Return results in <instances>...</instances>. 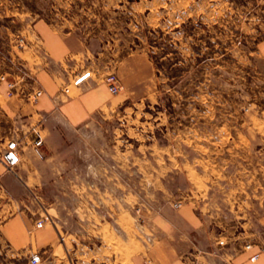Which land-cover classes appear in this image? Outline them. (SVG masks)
Masks as SVG:
<instances>
[{"label":"rangeland","instance_id":"rangeland-1","mask_svg":"<svg viewBox=\"0 0 264 264\" xmlns=\"http://www.w3.org/2000/svg\"><path fill=\"white\" fill-rule=\"evenodd\" d=\"M59 17L76 23L95 55L105 52L113 66L108 73L117 75L114 65L125 55L142 54L151 64L124 76L127 84L117 94L106 88L110 111L79 131L53 135L49 148L37 144L42 158L63 160L57 180L41 190L13 181L0 190V264H32V255L39 256L35 264H135L141 247L133 226L155 203L173 201L178 208L173 204L190 199L191 186L204 193V203L223 204V217L239 222L236 233L244 245L262 243L264 0H0V64H15L23 80L36 79L41 46L29 34L38 20L59 24ZM7 78L0 68V82L7 81L9 91L8 83L16 80ZM0 127L4 149L11 140L17 145L15 176L24 150L1 111ZM168 140L177 144L171 156L189 161L188 176L187 169H162L168 160L153 163V156L164 153L152 144ZM120 153L127 162L122 169ZM109 175L115 177V197L124 192L119 194L118 179L126 187L129 212L119 221L126 243L116 237L114 214L103 210V196L93 201L90 187L96 182L102 190ZM15 215L30 222L31 234L49 227L54 242H10L1 226ZM38 219H45L41 226Z\"/></svg>","mask_w":264,"mask_h":264},{"label":"crops","instance_id":"crops-1","mask_svg":"<svg viewBox=\"0 0 264 264\" xmlns=\"http://www.w3.org/2000/svg\"><path fill=\"white\" fill-rule=\"evenodd\" d=\"M81 32L76 23L68 18L59 17V24L47 23L43 19L34 24L29 35L36 37V42L41 46L42 62L37 78L33 81L18 77L14 72L15 64H0L7 79L17 81V86L10 95L7 81L0 82V111L11 125L12 131L18 134L16 139L19 140L20 149L24 150L14 176L13 171L8 170L1 159L5 145L4 142L0 143V190L7 191L11 181L23 184L29 191L37 186L41 190L49 184L48 181L57 180L64 171L63 160L56 161L55 164L53 157L42 158L37 152L36 140L40 139L43 146L49 148L53 135L66 130L79 131L93 121L95 116L110 111L113 99L107 94L104 79L113 66L106 63L105 52H102L103 57L98 51L95 55V49L89 43L87 35ZM149 64L151 61L142 54L122 57L114 65L122 87L127 84L124 76L140 72L143 67L150 68ZM37 87L43 90V94L33 103L27 96ZM68 88L73 91L72 94ZM176 147L177 144L171 140L163 146L153 143L152 149L164 153L153 156V163L168 160V167L162 169H169L174 174L180 168L187 169L190 163L186 158L181 160L171 156ZM116 159L121 169L127 166L123 153L118 154ZM137 163L142 166L143 160L139 159ZM152 169L154 174L153 166ZM157 173L160 179L162 175L158 169ZM189 174L187 169L186 175ZM112 178L115 177L106 176L108 184L102 190L97 187L96 182L90 188L94 203L97 196H103V210L114 214V226L119 230L118 234L115 232L116 237L126 243L127 232L119 223L122 217L127 218L129 212L125 203L126 187L122 185V179H118L119 194L122 189L125 192L118 199L113 194L115 187L112 186ZM217 181L214 180L215 183ZM161 186L163 187L162 184ZM189 189L191 198L181 202L178 208L172 207L173 201L163 205L155 203L156 206L142 223L133 226L132 232L141 247V251L133 259L135 264H264V240L262 243L244 245L245 240L236 233L239 222L223 217V204H215L211 199L204 203L202 191L193 186ZM94 211L96 212L95 209ZM106 222L112 227L109 221ZM1 227L8 240L19 246L37 244L43 247L54 242V235L49 227L31 234L28 232L30 222L20 215L9 218ZM255 253L259 254L256 259L252 257Z\"/></svg>","mask_w":264,"mask_h":264},{"label":"built area","instance_id":"built-area-1","mask_svg":"<svg viewBox=\"0 0 264 264\" xmlns=\"http://www.w3.org/2000/svg\"><path fill=\"white\" fill-rule=\"evenodd\" d=\"M19 46H22V43H23V39L21 38L19 40ZM104 83L106 85V88H107V91L110 93V94H117L122 86L120 84V81L117 77V75L113 72H110L108 73L106 76H105V79H104ZM15 87H16V83L15 82H9L8 83V89H9V95L12 94L13 90H15ZM43 93V90L41 88H35L32 92L31 95H29V99L31 98L32 100L36 101L37 98ZM31 100V101H32ZM41 141L40 139L37 140V144H40ZM1 159L5 165V167L8 169V170H12L14 166H16L19 162V154H18V150H17V145H16V142L11 140L7 143L6 145V148L4 149V151L2 152L1 154ZM174 207H179L181 205L180 202H175L174 204ZM45 219H38L35 223H36V226H41L43 224ZM259 256L258 253H255L252 257L254 259H256L257 257ZM39 261V256L38 255H32L31 258H30V262L32 264H35Z\"/></svg>","mask_w":264,"mask_h":264}]
</instances>
